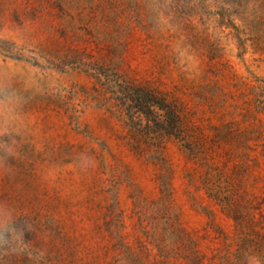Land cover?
<instances>
[{"label":"rangeland","instance_id":"obj_1","mask_svg":"<svg viewBox=\"0 0 264 264\" xmlns=\"http://www.w3.org/2000/svg\"><path fill=\"white\" fill-rule=\"evenodd\" d=\"M0 264H264V0H0Z\"/></svg>","mask_w":264,"mask_h":264},{"label":"trees","instance_id":"obj_2","mask_svg":"<svg viewBox=\"0 0 264 264\" xmlns=\"http://www.w3.org/2000/svg\"><path fill=\"white\" fill-rule=\"evenodd\" d=\"M76 1H79V0H76ZM52 2L54 3L55 6H57L59 8H63L64 0H52Z\"/></svg>","mask_w":264,"mask_h":264}]
</instances>
